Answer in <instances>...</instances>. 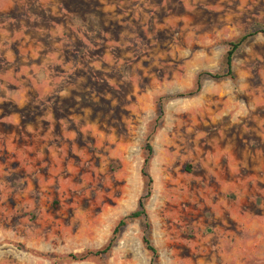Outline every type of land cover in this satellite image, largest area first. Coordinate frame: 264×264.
Masks as SVG:
<instances>
[{"label": "rangeland", "instance_id": "374dc122", "mask_svg": "<svg viewBox=\"0 0 264 264\" xmlns=\"http://www.w3.org/2000/svg\"><path fill=\"white\" fill-rule=\"evenodd\" d=\"M263 31L264 0H0V264H151L141 219L69 258L138 209L148 139L158 264H264Z\"/></svg>", "mask_w": 264, "mask_h": 264}, {"label": "trees", "instance_id": "16d2710c", "mask_svg": "<svg viewBox=\"0 0 264 264\" xmlns=\"http://www.w3.org/2000/svg\"><path fill=\"white\" fill-rule=\"evenodd\" d=\"M259 32L260 31L248 33V34L244 35L240 40L231 43V48L226 55V61H225L226 71L224 73H212V72H207V71L201 72L199 74V77H198L196 88L194 90L189 91V92L182 93L179 96H181V97H192V96L199 94L203 88V80H204L203 77L204 76H208V77L213 78V79L230 78L233 81H235L236 75L234 73V68H233L235 55H236L237 51L242 47V45H244L250 38L257 36L259 34ZM163 112H164V109H162V114H163ZM146 146H147L148 155H147V158L145 160V164H144V168L142 170V174L147 179V184H146V190L140 199L138 209L135 210L134 212H132L130 215H128L127 217H125L124 219H122L119 222L118 226L114 230L113 237L110 239V241L108 242V244L106 246H104L103 248L96 250V251H89L87 253L69 255V258H71L73 261H85L91 257H100L102 259L108 257L111 254V252L113 251V249L115 248V246H116V244L120 238L122 229L128 224V222L131 220L141 219V220L145 221V226H146L145 230L146 231H145V234L143 237V242H144L146 248L152 254L151 264H158V258H159L158 250L155 247V245L153 244L152 240L147 235V230L150 228V223H149V219H148L149 218L148 213L146 210V203L152 196V184H153V179H152L150 172H149V164L151 161V157L153 155V147L150 143V139H148Z\"/></svg>", "mask_w": 264, "mask_h": 264}]
</instances>
